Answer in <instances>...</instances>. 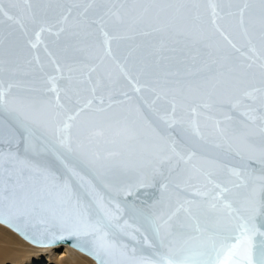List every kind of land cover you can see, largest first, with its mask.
<instances>
[{"label":"snow or ice","instance_id":"snow-or-ice-1","mask_svg":"<svg viewBox=\"0 0 264 264\" xmlns=\"http://www.w3.org/2000/svg\"><path fill=\"white\" fill-rule=\"evenodd\" d=\"M26 7L36 28L35 42L25 40L32 52V58L26 63H35L44 75L43 94L51 97L47 108L59 121L56 128L59 139L51 140L15 111H9L19 104L35 105L39 91L34 81L18 77L21 51L11 42L7 47L0 42V115L7 117L21 136L22 147L16 161L52 175L60 182L61 189L75 198V208L60 219L58 229L46 230L44 235L22 229L18 218L12 214L0 216V225L36 247H55L69 240L70 246L98 264H107L106 257L117 253L126 254L128 248L132 249L133 257L139 258V264H264V194L259 201V216L245 218L231 204H223L236 224V231L229 233L215 230L211 224H206V230H202L200 218L193 215L191 207L197 203L195 198L202 195L206 202L208 199L222 200L227 189L215 185L219 189L216 195H207L198 189L191 191L182 207L195 227L190 231L173 229L174 235L181 240L174 258L162 252L166 241L161 238V229L167 226L171 216L158 223L145 207L119 200L90 168L72 155L74 142L77 146H83L86 139L91 142L92 134L99 127L122 129L133 141L147 128L163 147L144 165L145 175L155 173L156 163L171 162L173 157L189 163L199 153L185 143L180 133L203 141L196 120L200 115L198 109L208 110L219 104L222 110L245 119L243 123H234V117L227 115L217 120L219 141L214 146L224 145L230 155L242 159L234 142L239 147H251L254 138L249 129L257 122L264 133V0H216L211 3L209 0H148L131 4L129 0H56L55 3L26 0ZM0 14L10 21L15 20L2 2ZM153 19H163L165 23L139 34L157 35L156 43L143 49L136 46L120 50L122 40L133 38L124 33H131L141 22ZM15 22L20 24L21 34L27 38L25 25L18 20ZM45 32L57 38L54 42L57 52L50 51L42 41ZM217 35L227 45L221 50L219 68H210L203 75L199 74V69H192V79H170L182 75L179 67L173 68L174 64L184 65L187 57L194 63L195 56L202 50H208L207 54L211 55ZM61 36L65 37L62 43ZM178 36L190 41L191 46L177 40ZM94 37L100 38L98 45ZM41 46L47 63L41 59ZM89 58L95 61V67L88 64ZM62 60L65 61L63 65ZM105 64L111 65L114 71H98ZM244 84L250 87L243 88ZM193 89L201 91L206 102L192 106L189 110L192 120L184 122L177 114L178 96ZM152 117L164 128L155 126ZM33 137L47 146L52 159L39 158L32 151ZM95 162L103 166L105 157L98 154ZM73 169L90 180L97 197L76 181ZM195 170L208 183L214 184L210 170ZM233 172L241 175L239 170L233 169ZM162 187L167 188V184ZM176 190L183 191L179 185ZM113 205L124 209L122 219H112L106 213L105 206L111 208ZM216 206L211 205L212 208ZM123 224L134 229L132 234L139 237L138 241L127 239L130 233L121 227ZM217 240L231 242L227 245L224 261L212 259ZM146 242L148 247H145Z\"/></svg>","mask_w":264,"mask_h":264},{"label":"water","instance_id":"water-1","mask_svg":"<svg viewBox=\"0 0 264 264\" xmlns=\"http://www.w3.org/2000/svg\"><path fill=\"white\" fill-rule=\"evenodd\" d=\"M0 2L3 3L5 10L15 20L24 24L28 30V37L26 38L21 34L20 24H17L15 20L10 21L0 14V42L5 47L10 42L17 44L21 51L17 67L18 77L22 80L34 81L35 87L39 90L35 105L19 104L15 108L10 107L9 111H15L22 119L37 128L39 132L51 140L57 141L59 137L56 128L59 121L54 113L47 108L51 97L43 94V90L46 88L44 75L35 63L32 65L26 63L32 58V52L26 46L25 40L32 39L35 42L36 31L35 25L31 23L28 17L26 0H0ZM30 2L55 3L56 0H30ZM136 2H148V0H129L130 4ZM209 2H216V0H209ZM163 23H165L163 19L141 22L131 33H124V35H130L133 38L122 40L119 45L120 50L127 51L136 46L143 49L156 43L159 38L157 35L143 36L139 32L151 31ZM229 36L234 39L231 33ZM56 39L55 36L47 32L42 34V41L47 43L50 51L54 53L57 52V44L54 43ZM64 39L65 37L61 36L60 42L62 43ZM92 39L96 41L97 45L99 44V37ZM176 39L191 46V42L186 41L183 37L178 36ZM113 47L115 49V42ZM226 47V41L217 35L211 55L207 54L208 50H202L195 56L194 63L191 57H187L184 65L174 64L173 68L179 67L182 75L180 77L172 76L170 79H192V69H199V74L203 75L210 68H219L222 62L221 50ZM39 51L41 59L47 63L42 46ZM93 54L99 53L94 52ZM87 62L92 67L96 66L95 61L91 58ZM64 63L65 61L62 60V65ZM106 70L114 71L109 64L98 68V71L101 72ZM219 70L223 71L224 69ZM48 71L50 72L51 69ZM73 75H79V73ZM242 87L247 88L250 85L244 84ZM128 90L130 91V89ZM105 98L107 99V94H105ZM205 102L206 97L201 91L196 89L185 90L182 96H178L177 114L182 117L184 122H190L192 120L190 108ZM222 108V105L215 104L208 110L198 109L200 115L196 120L204 138L203 141L197 137L180 133L185 143L194 148L199 156L194 157L189 163L178 161L175 157L171 162L156 163L154 174L145 175L143 168L163 145L147 128L144 129L140 138L133 141L124 135L122 129L99 127L92 134L91 142L86 139L83 146H77L76 142L73 144L72 155L90 168L100 182L112 191L119 200L145 207L157 218L158 223L171 216L167 226L161 229V238L166 241L162 252L166 256L175 258L181 246V240L174 235L173 229L190 231L195 227L194 222L182 207L186 199L189 198V193L194 189H198L207 195H216L219 192L215 185L227 189L222 200L208 199L206 202L203 195L195 198L197 203L191 207L193 215L200 218L202 230H206V224H211L218 231L229 233L236 231V224L228 214L229 209L223 206L224 203L231 204L245 218L260 214L259 201L261 195L264 194V167H262L264 166V133H261L259 122H257L255 127L249 129L254 138L251 147H239L234 142V148L240 152L242 159H236L230 155L224 145L219 148L215 147L214 144L219 141V134L216 131L217 120H221L227 115L234 117V123H243L245 119L236 113L224 111ZM152 122L155 126L164 128V125L156 117H152ZM21 147L20 134L7 117L0 115V216L12 214L18 218L19 226L22 229L44 235L46 230L58 229L60 219L66 213L74 211L75 198L70 196L69 191L62 190L60 182L52 175L39 172L26 164L18 163L15 157L19 155L18 150ZM31 149L39 158L52 159L47 151V146L38 137L32 138ZM98 154L105 157L103 166L95 162ZM196 168L210 170L213 173L214 184L208 183L207 179L195 170ZM233 169L239 170L241 175H236ZM73 173L76 181L82 184L90 195L98 196L93 184L86 176L76 169H73ZM164 184H167V188L162 187ZM177 185L183 191H177ZM213 204L217 206L212 208L211 205ZM105 211L112 219L119 220L125 216L124 209L117 208L115 205L111 208L105 206ZM121 227L130 233L127 236L128 240L134 242L139 240V237L132 234L134 229L130 225L123 224ZM168 241H172V243L169 244ZM62 243L71 245L72 242L65 240ZM229 243L231 242L215 241L216 253L212 255L213 261L226 259ZM145 247H148L147 242ZM131 251L132 249L128 248L124 255L117 253L112 257H106L107 264H139V258L133 257ZM93 260L98 264L95 259Z\"/></svg>","mask_w":264,"mask_h":264},{"label":"bare ground","instance_id":"bare-ground-1","mask_svg":"<svg viewBox=\"0 0 264 264\" xmlns=\"http://www.w3.org/2000/svg\"><path fill=\"white\" fill-rule=\"evenodd\" d=\"M64 249L60 255L59 249ZM0 264H96L74 247L61 243L55 247H36L0 225Z\"/></svg>","mask_w":264,"mask_h":264},{"label":"rangeland","instance_id":"rangeland-1","mask_svg":"<svg viewBox=\"0 0 264 264\" xmlns=\"http://www.w3.org/2000/svg\"><path fill=\"white\" fill-rule=\"evenodd\" d=\"M63 251H64V249L62 248V249H59L57 252H59L61 255L63 253Z\"/></svg>","mask_w":264,"mask_h":264}]
</instances>
